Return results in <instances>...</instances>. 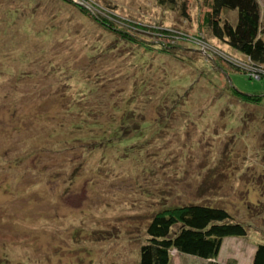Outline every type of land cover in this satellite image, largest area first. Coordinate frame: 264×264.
<instances>
[{
	"label": "rangeland",
	"instance_id": "rangeland-1",
	"mask_svg": "<svg viewBox=\"0 0 264 264\" xmlns=\"http://www.w3.org/2000/svg\"><path fill=\"white\" fill-rule=\"evenodd\" d=\"M181 1L0 0V264H137L151 216L189 201L246 226L216 260L251 264L264 76Z\"/></svg>",
	"mask_w": 264,
	"mask_h": 264
},
{
	"label": "trees",
	"instance_id": "trees-1",
	"mask_svg": "<svg viewBox=\"0 0 264 264\" xmlns=\"http://www.w3.org/2000/svg\"><path fill=\"white\" fill-rule=\"evenodd\" d=\"M162 5L180 9L185 13L186 4L177 0H158ZM203 14L207 30L225 42L234 51L243 54L256 69V76H264V24L260 21L257 0H207ZM223 8L236 9L233 23L220 17ZM248 65V62H246ZM255 71V70H254ZM247 94V93H243ZM257 99L255 94L246 95ZM146 238L139 246L137 264H170L171 250L207 259V264H237L234 260H216L223 238L241 236L246 226L223 206L202 201L168 205L155 212L147 223ZM251 264H264V243L256 244Z\"/></svg>",
	"mask_w": 264,
	"mask_h": 264
},
{
	"label": "built area",
	"instance_id": "built-area-1",
	"mask_svg": "<svg viewBox=\"0 0 264 264\" xmlns=\"http://www.w3.org/2000/svg\"><path fill=\"white\" fill-rule=\"evenodd\" d=\"M251 73H252V72H251ZM251 75H254V76H256V71H254V70H253V73H252ZM171 252L173 253V252H174V250H171Z\"/></svg>",
	"mask_w": 264,
	"mask_h": 264
},
{
	"label": "crops",
	"instance_id": "crops-1",
	"mask_svg": "<svg viewBox=\"0 0 264 264\" xmlns=\"http://www.w3.org/2000/svg\"><path fill=\"white\" fill-rule=\"evenodd\" d=\"M178 253V252H177Z\"/></svg>",
	"mask_w": 264,
	"mask_h": 264
}]
</instances>
